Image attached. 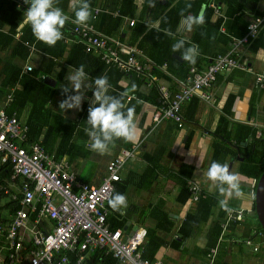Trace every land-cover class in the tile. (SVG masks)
Returning <instances> with one entry per match:
<instances>
[{
	"label": "crops",
	"instance_id": "0c3cea01",
	"mask_svg": "<svg viewBox=\"0 0 264 264\" xmlns=\"http://www.w3.org/2000/svg\"><path fill=\"white\" fill-rule=\"evenodd\" d=\"M14 1H19V8L22 6V0ZM123 1L88 0L92 11L89 23L99 32L107 34L106 30L115 29L116 19L121 18L118 33L107 35L142 51L145 58L140 57L141 61L151 60L157 64V67H151L144 74L138 73L141 77L136 75L138 80L134 82H130L131 74L119 82L127 90L130 84L137 86V92L130 91L129 97L134 98L130 101L127 99L126 105L135 107V123L141 130L139 141L133 144L116 140L106 154L90 150L85 128L88 108L94 100L93 82L88 76L86 88L82 89L84 99L81 110L62 111L59 102L67 97L61 95V89L70 85L65 79L69 68L58 89L60 92L47 108L52 112L50 125L62 118L65 123L61 125L69 121L75 131L70 139L60 127L59 137L53 139L46 127L40 138L53 139L57 147L63 135H66V142L74 149L70 148L71 153L61 159L70 163L71 170L79 180L95 186L100 185L108 175V164L119 153L135 150L134 157L128 159L122 168V180L118 184V187L124 188L127 208L115 212L108 205V220L113 229H121L126 235L138 228L151 232L143 251L147 250L152 238L158 248L154 260L159 259L168 264H207L210 250L217 248L213 264H264V248L260 253H254L244 245L255 230H264L256 210V192L264 174L257 179L264 164V138L257 137L259 130L264 129V87L256 84V74H264V24L256 38L240 45L234 53L252 72L234 69L220 73L211 89L203 90L182 106V127L172 120H165L159 125L153 121V115L159 107L160 88L166 87L171 92H178L190 83L189 69L196 68L205 72L215 57L231 52L233 44L247 36L248 25L264 17V0H232L231 4L224 0H173L160 17H156L160 12L159 7L161 4L166 5L167 0H156L154 7L150 6V0H133L126 8ZM198 1L200 3L196 5ZM70 3L71 0H56L55 5L69 16L66 23L71 26L65 25L62 29L68 48L78 38L72 29L71 21L75 17ZM187 4H191V8H186ZM123 8L130 14L122 15L120 11ZM174 12L181 14L180 22L175 29H162V20L172 21ZM200 13H203L204 23L186 32L182 25L183 18ZM109 14L114 19H108ZM132 21L135 22L133 26L130 25ZM143 25L148 27L147 30L141 36L135 33L136 43H132L134 31H141ZM8 26H4V31L9 30ZM23 26L21 24L19 29ZM158 31L166 36L158 34ZM181 39L185 40V47L192 44L199 46V55L194 64L182 60L183 49L173 52V44ZM7 53L0 51V61L3 60L0 75L5 60H8ZM43 60L41 54H33L26 62L19 58L14 62L22 68L28 63L37 68ZM50 78L51 84L55 85L56 80ZM110 89L108 94L116 96ZM203 94L211 96L209 101ZM27 118V113L21 115L23 122ZM214 159L227 164L231 172L239 175L241 189L245 193L255 194L252 199L229 200L230 208L235 211L245 210L247 213L243 221L231 222L226 229L224 222L228 212L220 209L218 203L223 197L219 196L204 175ZM183 166L193 169L190 179L185 180L184 176L178 175L179 171L184 170ZM193 184L200 187L198 201H193L189 190ZM184 189L188 190L190 196L182 201L181 192ZM11 192L14 193V190L11 189ZM9 202L12 203L10 196ZM14 216V210L3 211L0 224L12 220ZM3 245V240H0V263L4 258L1 250ZM94 257L92 264L100 263ZM112 259L117 263L116 259Z\"/></svg>",
	"mask_w": 264,
	"mask_h": 264
},
{
	"label": "built area",
	"instance_id": "2783aa9c",
	"mask_svg": "<svg viewBox=\"0 0 264 264\" xmlns=\"http://www.w3.org/2000/svg\"><path fill=\"white\" fill-rule=\"evenodd\" d=\"M134 24V21L130 22L131 26ZM263 24L264 17L249 24L247 36L235 42L228 54L215 57L207 71L189 69L190 83L178 92L161 87L154 123L159 125L172 120L182 127V106L203 90L211 89L220 73L234 69L252 72L234 53L240 45L256 38ZM74 33L87 53L100 56L106 64L126 73L144 74L151 67H157L151 60L141 61L139 58L145 56L138 48L102 34L89 22L86 26L74 24ZM34 70L32 63L24 67L26 73ZM256 84L264 87V74H256ZM202 96L207 101L211 97ZM133 98L128 97V101ZM12 100V96H8L0 108V164L10 165L13 170L14 193L8 189L4 192L11 197L15 216L0 224V240L4 242L1 249L4 258L0 264H70L73 259L75 264H92L97 253L100 263L96 264H168L144 257L147 229L138 228L126 235L121 229H113L108 222V200L113 197L122 180L121 170L126 161L134 157L135 150H125L117 155L108 164V175L100 185L82 182L68 161L47 154L40 143L24 146L29 140V127L16 114L10 116L6 112ZM257 137L264 138V129L259 130ZM17 180L20 181L18 186L14 185ZM189 190L193 201H198L200 187L193 184ZM246 213L245 210L228 213L224 228L231 222L243 221ZM245 245L254 253H260L264 248V230H255ZM217 253V248L210 250L207 264L214 263ZM108 257H113L117 263L108 262Z\"/></svg>",
	"mask_w": 264,
	"mask_h": 264
},
{
	"label": "trees",
	"instance_id": "16d2710c",
	"mask_svg": "<svg viewBox=\"0 0 264 264\" xmlns=\"http://www.w3.org/2000/svg\"><path fill=\"white\" fill-rule=\"evenodd\" d=\"M171 1L173 0H167L166 5H160V12L157 13L156 17H160L163 15V13L169 8ZM199 1L196 3V5H199V3L201 2ZM224 1H227L230 4L232 3V0ZM123 2L125 4L124 8H126L127 6H130L132 4L133 0H124ZM19 5V1L0 0V51L4 53L8 52L6 55H9L7 57L8 60H5V64L1 72L3 78L0 75V108H2L3 104L7 101L8 96L11 95L13 100L7 106L6 112L10 116L16 114L17 118L21 122H23L21 120V115H23L24 113L28 114L27 121L23 123L27 124L29 127V140L28 142H25L26 144H24V146L27 147V144L30 146L33 143H40L47 154L55 155L54 157L60 160L65 154L71 153L70 148L74 149L66 141L67 137L71 139L72 134L75 131V127L71 122L69 123V121H66L67 123L64 125L65 127L61 125L65 123L62 118H59L54 125H50L49 121L52 116V112L47 107L48 104L53 101V99L60 92V90L58 89H60L68 68L70 66H72L73 68H78L80 65H83L85 72L89 77H91L93 86L94 80L96 78L106 75L108 77L109 84L111 85L110 88H112L110 89V91L114 92L118 97L120 93L127 90L119 85L120 80L124 76L126 77L128 76V74H131L130 82H134L138 80L136 78V75L140 77L141 75L138 74V72L134 71L126 73L117 67L106 64V62L103 61L100 56L87 53L85 50V46L83 42L80 41L79 37L75 39V42L71 46H69V48L68 45L64 42L63 38L58 41L53 47H49L48 45L37 41L32 34L30 26L24 25L22 29H19L24 18V14L30 7V5L26 3H21L22 6L20 8ZM124 8L122 9V11H120L121 14H130ZM165 14H167V12ZM173 16L174 18L172 19V21L165 22L162 20V29L168 30V27H170L171 29H175L177 24L180 22L181 14L174 12ZM166 18H168V16ZM108 19L112 20L114 18L109 14ZM115 22H117V27L109 31L106 30L107 34L114 35L118 33L117 28L122 22L121 18L116 19ZM5 25H9V30L4 31ZM65 25L69 27L70 24L66 23ZM94 28L95 30H97L95 26ZM147 28V26L143 25L141 31H134L132 43H136L135 33L136 35L138 34L141 36L142 32L146 31ZM161 28L159 30H162ZM72 29L74 32L73 24ZM162 31H158L157 33L165 35ZM19 33L20 36L17 37V34ZM107 34L104 35L109 36ZM33 54H41L44 57V60L40 66L35 68V70L30 73H26L21 65H18L14 62L16 58H19L23 62H26ZM122 56L126 57L124 56V54H122ZM2 61L3 60L0 61V64L2 63ZM56 71L57 73L55 75ZM50 77L56 80V84L54 86L52 84H49V82H52ZM114 78L116 80H114ZM130 88L131 84L129 86V89ZM135 91L137 92V90ZM128 97L125 98V103ZM46 127H48L47 133H49V135L53 139L59 137L57 135L59 133L60 127H62L67 132L68 136L66 137V135H63L64 138H62V142H60V144L56 147L54 145L55 141L53 139L51 140L47 137L43 139L40 138L42 132L46 130ZM213 161L219 162L216 159H214ZM183 169L184 170L182 172L179 171L178 175L180 174L181 177L184 176L185 180L190 179L193 169L189 166H183ZM263 173L264 164L262 165L260 172H258L257 179H260ZM12 175L13 170L10 165L0 164V215L3 211L12 212L13 210L14 204L9 202L10 195L4 192V189H8L10 191L11 189H13L11 187L13 185L11 183ZM16 183L17 184L14 185L18 186V184H20V181L17 180ZM118 184L113 196L116 194L124 195V188L121 186L118 187ZM181 194L183 196L182 201L188 199L190 196L188 190L186 189L182 190ZM148 235L150 236L151 232H148ZM157 249L158 248L155 247V241L151 238L147 250H144V257L150 260H154V254L156 253ZM98 254L99 253H97L94 257L96 260L98 259ZM107 261L115 263V260H113L112 257H109ZM70 264H75V260L73 259Z\"/></svg>",
	"mask_w": 264,
	"mask_h": 264
},
{
	"label": "clouds",
	"instance_id": "9594fccd",
	"mask_svg": "<svg viewBox=\"0 0 264 264\" xmlns=\"http://www.w3.org/2000/svg\"><path fill=\"white\" fill-rule=\"evenodd\" d=\"M30 7L24 14L21 22L30 26L33 36L49 47L56 45L63 38L62 29L69 16L64 11L55 6L56 0H24ZM156 0H150V6H155ZM70 8L74 12V19L71 21L78 26H86L92 17V11L88 0H71ZM186 8H191L187 4ZM204 23L203 13L197 16L188 15L183 18L182 25L186 32H191L194 26ZM185 40L181 39L173 44V52H180L183 49L181 58L190 64L196 62L199 55V46L192 44L185 47ZM70 82L69 86H63L61 95L66 96L59 102V108L64 110H81L84 99L82 89L86 88L88 74L84 66L78 68L69 67L65 77ZM108 77L100 76L94 80L93 96L94 100L88 108L85 132L89 137V148L94 152L106 154L110 145L116 140H123L125 143H137L141 136V130L135 123V107H128L125 98L129 91L136 90V84L131 85V89L119 94V97L109 95ZM75 92V95L70 94ZM98 105V106H95ZM206 180L211 182V186L216 189L219 196L223 197L218 201L220 209L231 213L234 209L229 207L231 199H252L254 193H245L241 189L239 175L231 172L227 164L213 161L204 174ZM109 207L115 212H122L127 208V198L123 194H116L108 200ZM35 264V262H34Z\"/></svg>",
	"mask_w": 264,
	"mask_h": 264
},
{
	"label": "water",
	"instance_id": "95a60500",
	"mask_svg": "<svg viewBox=\"0 0 264 264\" xmlns=\"http://www.w3.org/2000/svg\"><path fill=\"white\" fill-rule=\"evenodd\" d=\"M49 84H51V82H49ZM256 210L259 217V221L262 224V227L264 228V174L259 181L256 192Z\"/></svg>",
	"mask_w": 264,
	"mask_h": 264
},
{
	"label": "rangeland",
	"instance_id": "374dc122",
	"mask_svg": "<svg viewBox=\"0 0 264 264\" xmlns=\"http://www.w3.org/2000/svg\"><path fill=\"white\" fill-rule=\"evenodd\" d=\"M119 154H120V153H119ZM119 154H118V155H119ZM253 216H254V215H253ZM147 222H149V220H147ZM244 245H245V244H244ZM242 246H243V245H242ZM243 247H244V246H243ZM244 248H245V247H244ZM245 252H247V251H245Z\"/></svg>",
	"mask_w": 264,
	"mask_h": 264
},
{
	"label": "bare ground",
	"instance_id": "6f19581e",
	"mask_svg": "<svg viewBox=\"0 0 264 264\" xmlns=\"http://www.w3.org/2000/svg\"><path fill=\"white\" fill-rule=\"evenodd\" d=\"M110 218V217H109Z\"/></svg>",
	"mask_w": 264,
	"mask_h": 264
}]
</instances>
